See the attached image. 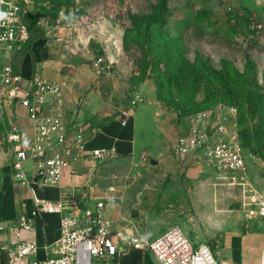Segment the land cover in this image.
I'll return each mask as SVG.
<instances>
[{
  "label": "rangeland",
  "instance_id": "obj_1",
  "mask_svg": "<svg viewBox=\"0 0 264 264\" xmlns=\"http://www.w3.org/2000/svg\"><path fill=\"white\" fill-rule=\"evenodd\" d=\"M29 5L32 38L54 32L105 60L108 44L117 49L118 43L133 69L131 87L152 81L154 147L140 164L118 163L111 171L118 184L128 186L124 210L143 237L153 240L177 225L193 244L208 243L216 254L224 231L248 225L257 230V222L246 218L241 188L192 157L178 160L173 145L190 115L219 103L236 105L248 171L264 189V0H30ZM253 104L263 109L254 112ZM8 106L0 103V176L18 149L8 139Z\"/></svg>",
  "mask_w": 264,
  "mask_h": 264
},
{
  "label": "crops",
  "instance_id": "obj_2",
  "mask_svg": "<svg viewBox=\"0 0 264 264\" xmlns=\"http://www.w3.org/2000/svg\"><path fill=\"white\" fill-rule=\"evenodd\" d=\"M116 44L117 49L108 44L106 62L110 60L111 64L105 62L100 68L94 64L96 59L92 48L74 47L54 32L46 36H31L24 51L5 58L6 62H11L15 70L22 74V89L33 88L37 78H45L61 85L69 142L75 136V128L83 127L88 149L110 147L116 153L105 159L71 160L63 170L60 186L39 182L35 159L24 164L29 183L15 177L12 163L0 176V222L17 224L20 215L32 211L36 202L41 199L62 200L79 208L93 207L97 199H103L106 202L105 215L111 222L115 239L119 241V251L111 259V263L160 264L150 249L126 245L119 238L120 231L127 235L142 234L140 225L129 218L124 210L128 186L118 184L111 171L118 163L140 164L155 142L151 132L154 117L149 107L154 101L152 81H145L137 89L131 87V63ZM135 96L144 97L146 101L143 105L138 103L132 108L131 117L123 123L121 109L128 108L129 101ZM7 110L10 123L15 121L20 127L21 139L16 145L21 147L32 142L35 134L33 120L20 99L10 103ZM188 126L189 121L184 132ZM56 144L54 137L52 145ZM73 152L71 150L69 157ZM77 212L78 210L74 211ZM253 220L258 224L256 231H252L249 225L245 227L247 229H228L217 239L215 255L221 264H261L264 223L258 219ZM59 222V214L41 213L34 219L33 228L24 230L25 239L37 241L39 259L54 255L55 243L59 237ZM168 229L162 230L155 238ZM1 238L9 246H15V239L10 234L2 233ZM8 257V249H1L0 264H7Z\"/></svg>",
  "mask_w": 264,
  "mask_h": 264
},
{
  "label": "built area",
  "instance_id": "obj_3",
  "mask_svg": "<svg viewBox=\"0 0 264 264\" xmlns=\"http://www.w3.org/2000/svg\"><path fill=\"white\" fill-rule=\"evenodd\" d=\"M29 1L0 0V13L5 14L0 17V103L20 99L34 124L32 142L16 150L13 160L15 177L29 183L24 164L35 159L39 182L60 186L63 170L71 160L105 159L113 157L116 150L110 147L88 149L83 127L75 128V136L69 142L61 85L37 78L33 88L22 89V74L15 70L11 62L5 61L6 57L24 51L29 44L31 30L26 21ZM105 62L101 56L94 64L100 68ZM141 100V97L135 96L129 101L128 108L121 109L123 123L128 121L132 108ZM239 118V107L226 103L195 112L189 117L186 132L175 140L173 152L182 162L192 157L209 165L229 184L239 186L245 199L246 218L264 223V189L257 188L249 174ZM10 124L8 139L16 143L21 139L20 127L15 121ZM54 137L56 146L52 145ZM71 150L74 152L69 157ZM105 208L103 199H97L93 207L85 208L62 200H38L32 211L20 215L17 224L0 222V250L8 249L7 264H112L111 259L119 251V241L113 235ZM41 213L60 215L54 255L42 260L37 257V241L23 237L24 230L32 229L34 219ZM2 233L10 234L15 239V246H9L1 238ZM119 238L120 242L136 248L150 249L160 264H221L210 244H193L177 225L153 240L138 234L127 235L124 231H120ZM261 264H264V249Z\"/></svg>",
  "mask_w": 264,
  "mask_h": 264
},
{
  "label": "trees",
  "instance_id": "obj_4",
  "mask_svg": "<svg viewBox=\"0 0 264 264\" xmlns=\"http://www.w3.org/2000/svg\"><path fill=\"white\" fill-rule=\"evenodd\" d=\"M157 17H158L159 24H164L165 14L160 13V11H159V12H157ZM249 92L253 93V90L251 89ZM259 97H262V96L259 95ZM253 107H254V108H253V109H254V112H257V110H262V109H263V106H262V105H260L259 108H258V107H256V106L253 104ZM239 110H240V109H239ZM239 120H240V133H241V139H242L243 147H244V150H245V146H244V142H243V138H242L241 115H240ZM263 125H264V123H263Z\"/></svg>",
  "mask_w": 264,
  "mask_h": 264
},
{
  "label": "water",
  "instance_id": "obj_5",
  "mask_svg": "<svg viewBox=\"0 0 264 264\" xmlns=\"http://www.w3.org/2000/svg\"><path fill=\"white\" fill-rule=\"evenodd\" d=\"M32 8H30V10H31ZM15 100H17V99H15ZM152 162L153 163H157V161H155L154 159H152Z\"/></svg>",
  "mask_w": 264,
  "mask_h": 264
},
{
  "label": "clouds",
  "instance_id": "obj_6",
  "mask_svg": "<svg viewBox=\"0 0 264 264\" xmlns=\"http://www.w3.org/2000/svg\"><path fill=\"white\" fill-rule=\"evenodd\" d=\"M3 15H5V14H3V13H0V17H3Z\"/></svg>",
  "mask_w": 264,
  "mask_h": 264
}]
</instances>
